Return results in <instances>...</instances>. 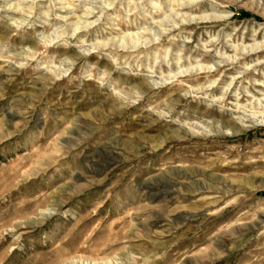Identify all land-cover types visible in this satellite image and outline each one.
Here are the masks:
<instances>
[{
    "label": "rangeland",
    "instance_id": "374dc122",
    "mask_svg": "<svg viewBox=\"0 0 264 264\" xmlns=\"http://www.w3.org/2000/svg\"><path fill=\"white\" fill-rule=\"evenodd\" d=\"M0 264H264V0H0Z\"/></svg>",
    "mask_w": 264,
    "mask_h": 264
},
{
    "label": "bare ground",
    "instance_id": "6f19581e",
    "mask_svg": "<svg viewBox=\"0 0 264 264\" xmlns=\"http://www.w3.org/2000/svg\"><path fill=\"white\" fill-rule=\"evenodd\" d=\"M202 17V16H201Z\"/></svg>",
    "mask_w": 264,
    "mask_h": 264
}]
</instances>
